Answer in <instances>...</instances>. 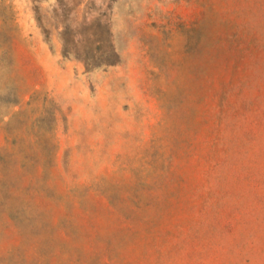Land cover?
<instances>
[{
	"label": "rangeland",
	"instance_id": "rangeland-1",
	"mask_svg": "<svg viewBox=\"0 0 264 264\" xmlns=\"http://www.w3.org/2000/svg\"><path fill=\"white\" fill-rule=\"evenodd\" d=\"M0 264H264V0H0Z\"/></svg>",
	"mask_w": 264,
	"mask_h": 264
}]
</instances>
